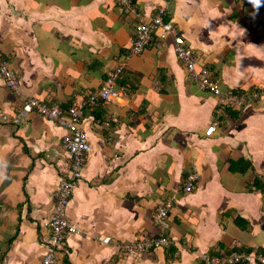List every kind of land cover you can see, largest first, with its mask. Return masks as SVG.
<instances>
[{
  "label": "crops",
  "instance_id": "crops-1",
  "mask_svg": "<svg viewBox=\"0 0 264 264\" xmlns=\"http://www.w3.org/2000/svg\"><path fill=\"white\" fill-rule=\"evenodd\" d=\"M132 2L136 12L122 0H0V56L19 81L17 92L0 73V264L42 263L45 222L72 163L57 122L36 110L18 125L3 116L27 98L66 113L121 63L120 95L85 109L91 150L67 210L78 232L65 237L57 264H204L205 253L264 254V192L253 185L264 178V99L219 114L218 98L187 76L173 34L158 31L132 54L135 25L164 1ZM168 8L223 89L264 86V0H173ZM239 163L251 165L233 169ZM194 169L199 181L186 192ZM166 200L169 247L117 245L159 236L155 216Z\"/></svg>",
  "mask_w": 264,
  "mask_h": 264
},
{
  "label": "built area",
  "instance_id": "built-area-1",
  "mask_svg": "<svg viewBox=\"0 0 264 264\" xmlns=\"http://www.w3.org/2000/svg\"><path fill=\"white\" fill-rule=\"evenodd\" d=\"M161 5L153 15L150 21L140 18L134 27L131 53L140 54L150 43L153 35L161 31V37L167 34L174 35V50L178 59L187 69V76L199 83L202 89L216 96L219 101L218 113L220 114L227 107H243L249 103H253L259 99H264V86L250 89L246 92H234L230 89H223L221 83L213 76L211 70L203 65L194 50H192L185 41V38L178 32L177 27L171 19H169L170 5L173 0H163ZM125 11L136 12V7L132 0H122ZM124 63L119 64L108 74L102 86L87 94L82 100L74 101L67 112L58 105L41 101L37 98H27L23 105L17 110L12 117L4 115V120L18 125L32 111L36 110L50 120L57 122L66 129V133L62 138V146L72 155V163L69 177L63 180L58 187L57 198L55 199V210L51 219L45 222L48 228L49 236L44 242L45 254L41 264H57V254L59 248L63 245L65 237L71 233H77L76 225L67 217V210L72 198L74 189L78 181L83 177V171L86 162V156L91 150V144L88 136L82 128V120L85 115L87 106H93L103 102H111L120 95V89L117 87V79L123 72ZM0 73L3 75L7 84L11 89L19 92V81L17 73L8 67L6 59L0 56ZM217 122V121H216ZM214 122L207 130V134H212L216 128ZM199 181V172L194 169L191 171L184 182V191L191 192L197 186ZM173 201L166 200L162 202L156 212L155 219L161 226L163 232L156 237L143 238L133 243L122 245L117 242L123 250L137 249L138 251H149L156 248H166L173 243V239L166 233L170 229L171 222L169 220V210ZM110 237L104 239L105 242L110 241ZM204 264H247L250 262H258L264 264V254L234 251L229 255L212 256L209 253L202 255Z\"/></svg>",
  "mask_w": 264,
  "mask_h": 264
},
{
  "label": "trees",
  "instance_id": "trees-1",
  "mask_svg": "<svg viewBox=\"0 0 264 264\" xmlns=\"http://www.w3.org/2000/svg\"><path fill=\"white\" fill-rule=\"evenodd\" d=\"M85 112H86V110H85ZM250 165H251V163L250 164L247 163L246 165H243L242 163H239V164H236V166L234 164L233 169H240L242 171H245V170H247V168L250 167ZM253 185L256 188L263 190V192H264V178L263 177H259V176L255 177Z\"/></svg>",
  "mask_w": 264,
  "mask_h": 264
},
{
  "label": "clouds",
  "instance_id": "clouds-1",
  "mask_svg": "<svg viewBox=\"0 0 264 264\" xmlns=\"http://www.w3.org/2000/svg\"><path fill=\"white\" fill-rule=\"evenodd\" d=\"M255 3L259 4L260 3V0H254Z\"/></svg>",
  "mask_w": 264,
  "mask_h": 264
}]
</instances>
